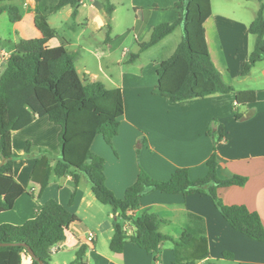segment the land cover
<instances>
[{
	"label": "crops",
	"instance_id": "0c3cea01",
	"mask_svg": "<svg viewBox=\"0 0 264 264\" xmlns=\"http://www.w3.org/2000/svg\"><path fill=\"white\" fill-rule=\"evenodd\" d=\"M17 1L23 5L20 7ZM4 2L18 7L22 19L13 23L14 42L10 50L0 51V60L3 55L9 58L20 41L40 38L35 26L36 0ZM81 2L76 18L70 6L49 18V25L55 30L50 46L64 47L73 55L83 83L100 82L106 89L122 91L124 115L113 147L101 135L92 144V152L105 160L108 188L123 199L127 189L137 182L141 169L158 181L170 180L180 168L188 169L192 180L203 178L208 173L206 162L216 147L219 177L247 179L244 187L219 189L220 198L227 206L243 205L258 213L264 225V60L242 76L244 63L254 50L253 42L256 43L249 27L264 0H211L212 15L204 24L211 59L224 82L236 91L256 92L253 104L239 106L241 120H236L233 112L235 94L180 103L154 94L161 63L170 59L182 42V27L141 53L140 45L151 40L157 27L181 18V10L175 8L179 0ZM251 2L254 5H246ZM108 3L114 7L111 14L107 11ZM20 27L23 31L18 30ZM214 122L222 128L224 137L217 145L208 133ZM61 130L43 117L13 134L14 178L28 193L17 199L11 211L0 213V225H23L34 219L49 200H54L76 215L78 222L70 226L66 240L57 244L60 250L51 254L52 264H176L171 242L162 244L158 256L132 243L126 244L121 254L113 253L110 242L118 215L112 211L99 219L102 210L84 177L78 183L73 203L75 185L71 176L54 178L38 197L41 188L31 179L36 155L40 150H48L59 156ZM28 142L31 154L25 152ZM129 213L135 217L145 213L158 216L164 221V232L172 237L182 228L186 214L202 218L210 257L198 264H264V242L235 231L207 195L186 197L155 191L142 198L139 209ZM126 226L131 228V234L135 233L132 225ZM89 234L95 235L93 242L88 241ZM83 247L85 256L76 263ZM225 253L232 255V260L224 258ZM56 255H63V260L56 261ZM22 264H32V258L24 254Z\"/></svg>",
	"mask_w": 264,
	"mask_h": 264
},
{
	"label": "trees",
	"instance_id": "16d2710c",
	"mask_svg": "<svg viewBox=\"0 0 264 264\" xmlns=\"http://www.w3.org/2000/svg\"><path fill=\"white\" fill-rule=\"evenodd\" d=\"M36 2L35 26L40 38L20 41L0 73V213L11 211L17 199L28 193L14 178L13 134L30 126L36 118L48 117L62 129L60 155L55 156L48 150L37 153L31 179L41 188L38 197L54 178L71 176L75 185L71 198L73 203L78 183L82 177L86 178L98 202L110 206L118 215L110 242L113 253L121 254L126 244L132 243L158 256L162 244L171 242L176 264H198L210 257L206 223L199 216L186 214L182 228L176 237H172L164 232V221L158 216L148 213L140 217L130 215L129 212L140 208L143 197L155 191L186 197L207 195L235 231L264 242L260 215L243 205L227 206L220 198L219 189L244 187L247 179L219 177L220 161L216 147L206 162L208 173L203 178L192 180L188 169L180 168L170 180L158 181L141 169L137 182L127 189L123 199L114 195L106 185L105 160L92 152V144L101 135L106 144L113 147L124 115L122 91L106 89L100 82L83 83L73 55L64 47L50 46L55 30L50 27L49 18L66 6L73 9V17L76 18L81 0ZM175 8L181 10V18L173 24L157 27L151 40L140 45L141 53L160 43L178 26L182 27V42L173 56L161 63L154 94L175 103L235 94L233 112L236 120H241L243 116L238 113L239 106L253 104L256 92L236 91L227 85L211 59L204 28L212 15L211 0H179ZM107 11L109 14L114 11L110 3ZM6 12L12 23L22 19V13L16 6L0 7V15ZM249 32L256 37V43L248 62L244 63L242 76H247L257 63L264 60V6L251 23ZM217 126L214 122L208 129L215 145L224 139L222 128ZM25 152L31 154V143H27ZM76 222V215L57 201L49 200L36 217L25 224L0 225V244H5L0 246V264H22V257L29 255V249L36 257L32 264H40L39 261L52 264L50 249L66 240L70 226ZM126 224L136 229L134 234L125 231ZM85 252V247L78 252L76 263L83 259ZM224 258L232 260L233 257L225 253Z\"/></svg>",
	"mask_w": 264,
	"mask_h": 264
},
{
	"label": "rangeland",
	"instance_id": "374dc122",
	"mask_svg": "<svg viewBox=\"0 0 264 264\" xmlns=\"http://www.w3.org/2000/svg\"><path fill=\"white\" fill-rule=\"evenodd\" d=\"M4 1L5 0H0V7L7 6ZM252 3H255V2H251V4H246V5H249V6L254 5ZM16 4L19 5L20 7L23 5L22 1H17ZM245 10H246V15H247V12H248L247 8ZM52 21L54 22V25L56 26V24H57L56 20L53 19ZM28 24H30V23L27 22L25 24V30L27 33H28ZM18 30L23 31V28L20 27ZM31 32H32V29H31ZM14 37H15L14 24L9 20L8 14L4 13V14L0 15V51L3 49L10 50L12 43L14 42ZM254 45H255V43L253 42L252 46L254 47ZM98 205L102 210V213L99 214V219L104 218V216H106V213L112 212V209L110 206L103 205L100 202H98ZM63 258H64L63 255L54 256V259L58 262H61L63 260Z\"/></svg>",
	"mask_w": 264,
	"mask_h": 264
},
{
	"label": "built area",
	"instance_id": "2783aa9c",
	"mask_svg": "<svg viewBox=\"0 0 264 264\" xmlns=\"http://www.w3.org/2000/svg\"><path fill=\"white\" fill-rule=\"evenodd\" d=\"M82 3V2H81ZM8 59L7 55H3L1 60H0V73L2 72V69H3V64L4 62ZM125 231L128 233V234H131V228L129 226H125ZM95 239V235L94 234H89L88 236V241L89 242H93ZM57 245L53 246L51 249H50V253L51 254H55L57 253L60 249L59 248H56Z\"/></svg>",
	"mask_w": 264,
	"mask_h": 264
},
{
	"label": "water",
	"instance_id": "95a60500",
	"mask_svg": "<svg viewBox=\"0 0 264 264\" xmlns=\"http://www.w3.org/2000/svg\"><path fill=\"white\" fill-rule=\"evenodd\" d=\"M0 246H5V244H0ZM28 253H29V255H30V257L32 258V259H36V257H35V254L33 253V251L32 250H28ZM39 263L40 264H44L43 262H40L39 261Z\"/></svg>",
	"mask_w": 264,
	"mask_h": 264
}]
</instances>
